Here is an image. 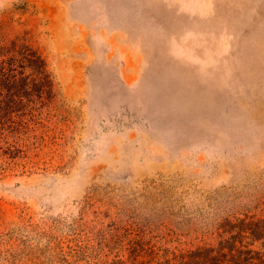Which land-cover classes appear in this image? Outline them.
Masks as SVG:
<instances>
[{
  "label": "rangeland",
  "instance_id": "374dc122",
  "mask_svg": "<svg viewBox=\"0 0 264 264\" xmlns=\"http://www.w3.org/2000/svg\"><path fill=\"white\" fill-rule=\"evenodd\" d=\"M12 41L0 264H160L264 217V0H0Z\"/></svg>",
  "mask_w": 264,
  "mask_h": 264
},
{
  "label": "trees",
  "instance_id": "16d2710c",
  "mask_svg": "<svg viewBox=\"0 0 264 264\" xmlns=\"http://www.w3.org/2000/svg\"><path fill=\"white\" fill-rule=\"evenodd\" d=\"M0 55H9L0 59V80L3 79L12 84H18L21 77L17 75L18 72H15L16 67L37 65L39 61L28 46L18 45L14 41L0 45ZM39 72L40 77L34 78L36 82L48 81L42 67L39 68ZM218 228L229 236L221 235L216 245L173 252L170 259L160 264H264V252L250 247V242L243 243L246 238H252L255 241L264 237V217L255 218L253 215H244L233 219L225 218Z\"/></svg>",
  "mask_w": 264,
  "mask_h": 264
}]
</instances>
